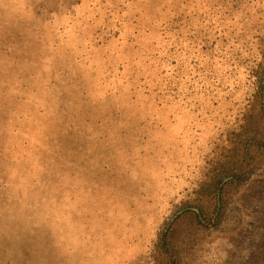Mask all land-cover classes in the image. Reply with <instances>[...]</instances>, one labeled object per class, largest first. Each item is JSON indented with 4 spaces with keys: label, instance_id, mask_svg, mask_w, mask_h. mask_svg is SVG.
<instances>
[{
    "label": "rangeland",
    "instance_id": "1",
    "mask_svg": "<svg viewBox=\"0 0 264 264\" xmlns=\"http://www.w3.org/2000/svg\"><path fill=\"white\" fill-rule=\"evenodd\" d=\"M153 1L0 0V264H171L176 256L162 247L170 228L167 242L185 264H264V0L254 1L258 10L251 0L248 8L175 0L202 14L208 38L219 25L229 28L227 42L242 38L245 85H261L253 132L232 131L231 115L214 106L215 150L237 139L225 152L233 174L214 193L192 190L205 179L199 168L190 166L188 179L181 172L191 154L207 166L206 139L192 129L202 110L182 107L200 102L192 54L209 66L212 53L193 42L183 54L177 109L185 112L169 104L164 127L179 139L162 148L180 145L184 157L159 168L160 182L139 144L150 100L110 77L114 51L143 43L139 20ZM164 35L173 37L170 24ZM167 70L173 98L174 66ZM195 192L199 208L183 206Z\"/></svg>",
    "mask_w": 264,
    "mask_h": 264
},
{
    "label": "trees",
    "instance_id": "2",
    "mask_svg": "<svg viewBox=\"0 0 264 264\" xmlns=\"http://www.w3.org/2000/svg\"><path fill=\"white\" fill-rule=\"evenodd\" d=\"M230 1H232L231 7L235 5H246L247 8L249 7L248 0ZM254 1L260 4L261 0H251V2ZM177 2L183 1L178 0ZM256 3L254 2L253 10L259 9ZM139 21L146 26V29L144 28L146 36H141L143 43L138 45L136 50H128L129 47L125 46V50L123 51H114L116 55L114 54V58L112 59L113 64L110 66L112 74L110 75L109 73V75L114 82H122L128 90L135 91L138 98L150 100L151 108L149 115L148 117L145 116L141 122L144 132L142 135L143 140L139 144L147 152L149 151L147 160H150L153 168L152 171L158 176L154 178V181L160 182L164 180V173L159 172V168L176 160V156L184 157L179 151L180 145L175 147L170 145V148H166L167 150L162 148L163 144L172 143L173 141L178 143L179 139V134L167 133L164 131V127L165 120L168 118L169 112H171L169 111V104L173 105L172 110L176 114L183 115L185 112V109H177L179 97L177 92L179 86L178 71L183 60V54L189 51L191 47H196L192 45L193 42L200 45V52L202 50H209L212 53L214 61H211L209 66H199V64L204 63L203 59L199 58V54L197 56L192 54V60L196 66L192 74L190 73L193 69L189 70V74L191 75V80L199 86L201 93L200 102H194L192 105L188 103V105L182 107H190L188 109L189 113L198 111L200 108L202 110L201 125L194 120L192 129L196 137H204L206 139V153L201 156L205 157L209 153L202 160L207 166L198 167L196 164L198 157L191 154L185 156L181 161V172L188 179L194 173V170H190V166L196 167L195 169L199 168L196 173L205 179L193 185L192 190L198 189L199 191L214 193L221 181V177L224 174H233V169L229 166V159H227L225 152L231 144L237 142V139L232 136L228 141L227 147L221 145L219 153L215 150L218 147L214 144L215 140L212 134L208 133L209 130H212V127L208 123L211 121L214 106L223 107L228 111L227 113L231 115L230 119L235 123L234 128L231 130L240 128L239 132L242 135L254 131V127L251 128V126L256 123L258 113L263 112L262 107H259V109L255 107L257 96H261V85L255 81L252 91V89L249 90L246 87L245 80L243 79L244 42L242 38H238L235 45L227 42L228 39L224 31L229 28L223 25H219L223 31L220 30L215 33L213 38H208L204 30L198 25V23L201 24L203 22L202 14H197L188 5L182 7L176 4L175 0H154L153 2H148V6L144 7L143 16ZM168 24L173 28V37L165 41V34L162 41L160 36L163 35ZM138 30H142V28L139 27ZM195 38H197L196 41H194ZM169 65L174 66L173 77L175 78V83L173 98H169L167 93L169 85L167 67ZM249 76H255V73L251 72ZM147 120L148 125H146ZM247 129L250 130L245 132ZM185 136L188 137V134H185ZM137 141L139 140L137 139ZM217 153L218 155H216ZM177 170L180 171V168ZM191 185L192 181L181 185L180 188L184 187V190H187ZM195 193L187 201V205L183 206L199 208L196 204L198 203V196L201 194ZM191 212L197 218V214L194 211ZM172 231L170 228L164 234V238L162 239L164 242L162 246L163 250L165 252L172 250L173 256H176V258L171 259V264H185V262H182L179 252L176 251L170 242H167Z\"/></svg>",
    "mask_w": 264,
    "mask_h": 264
},
{
    "label": "water",
    "instance_id": "3",
    "mask_svg": "<svg viewBox=\"0 0 264 264\" xmlns=\"http://www.w3.org/2000/svg\"><path fill=\"white\" fill-rule=\"evenodd\" d=\"M225 180H226V179H225ZM225 180H224V181H225ZM193 210H194L195 212H197V210H196V209H193ZM180 212H181V211H180ZM180 212H178V213H180Z\"/></svg>",
    "mask_w": 264,
    "mask_h": 264
}]
</instances>
